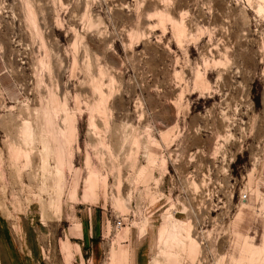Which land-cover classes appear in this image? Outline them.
Listing matches in <instances>:
<instances>
[{
    "label": "rangeland",
    "instance_id": "rangeland-1",
    "mask_svg": "<svg viewBox=\"0 0 264 264\" xmlns=\"http://www.w3.org/2000/svg\"><path fill=\"white\" fill-rule=\"evenodd\" d=\"M0 264H264V0H0Z\"/></svg>",
    "mask_w": 264,
    "mask_h": 264
},
{
    "label": "built area",
    "instance_id": "built-area-1",
    "mask_svg": "<svg viewBox=\"0 0 264 264\" xmlns=\"http://www.w3.org/2000/svg\"><path fill=\"white\" fill-rule=\"evenodd\" d=\"M241 198H242V199H247V195L244 194V195L241 196Z\"/></svg>",
    "mask_w": 264,
    "mask_h": 264
}]
</instances>
